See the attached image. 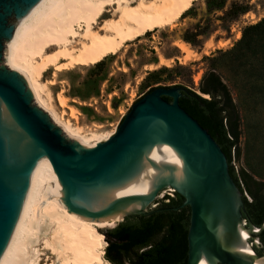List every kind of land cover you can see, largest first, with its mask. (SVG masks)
I'll return each mask as SVG.
<instances>
[{
  "label": "water",
  "instance_id": "95a60500",
  "mask_svg": "<svg viewBox=\"0 0 264 264\" xmlns=\"http://www.w3.org/2000/svg\"><path fill=\"white\" fill-rule=\"evenodd\" d=\"M40 0H0V258L39 160L58 176L64 206L89 221L153 214L174 192L191 209L187 264H264L243 194L225 153L181 106L185 88L158 87L137 101L115 134L90 149L67 137L7 64L18 24ZM171 98L172 102L165 100ZM107 242L115 241L105 229ZM258 249L261 253L255 251Z\"/></svg>",
  "mask_w": 264,
  "mask_h": 264
},
{
  "label": "bare ground",
  "instance_id": "6f19581e",
  "mask_svg": "<svg viewBox=\"0 0 264 264\" xmlns=\"http://www.w3.org/2000/svg\"><path fill=\"white\" fill-rule=\"evenodd\" d=\"M197 1L40 0L16 27L7 46V62L24 77L36 104L55 125L90 149L115 133L82 136V128L63 121L41 99V76L52 68L58 74L98 65L118 55L128 43L174 27ZM176 46L185 59L192 57L187 45ZM58 179L49 159L41 158L0 264H110L104 259L107 243L102 232L116 226L120 217L81 219L62 203ZM38 244H43V250Z\"/></svg>",
  "mask_w": 264,
  "mask_h": 264
},
{
  "label": "rangeland",
  "instance_id": "374dc122",
  "mask_svg": "<svg viewBox=\"0 0 264 264\" xmlns=\"http://www.w3.org/2000/svg\"><path fill=\"white\" fill-rule=\"evenodd\" d=\"M213 3L218 1L195 2L174 27L150 32L98 65L58 74L50 69L40 78L41 99L63 121L82 128V136H89L115 133L133 105L155 88H187L201 95V81L213 68L232 86L233 74L222 54L235 47L246 27L264 19V0H225L222 8H211ZM236 7H246L248 12L231 21ZM177 43L187 45L192 57L185 59ZM162 60L169 65H163ZM263 136L254 132L243 138L241 156L234 165L237 171L245 170L264 182ZM37 248L43 250V244Z\"/></svg>",
  "mask_w": 264,
  "mask_h": 264
},
{
  "label": "trees",
  "instance_id": "16d2710c",
  "mask_svg": "<svg viewBox=\"0 0 264 264\" xmlns=\"http://www.w3.org/2000/svg\"><path fill=\"white\" fill-rule=\"evenodd\" d=\"M209 1H218L211 8H222L225 0ZM246 12V7L234 8L231 21ZM222 58L228 59L225 65L233 74L232 86L224 82L219 69L213 68L201 81V95L185 88L188 94L180 99V106L220 145L230 175L243 194L247 216L261 227L264 182L245 170L237 171L234 160L241 156L243 138L254 132L264 134V19L246 27L241 40ZM165 100L172 102L168 97ZM184 202L177 192L166 195L153 214L128 217L108 231L115 241L108 242L106 260L110 264H187L191 209L183 206ZM258 237L264 249V230ZM255 251L261 253L256 248Z\"/></svg>",
  "mask_w": 264,
  "mask_h": 264
},
{
  "label": "built area",
  "instance_id": "2783aa9c",
  "mask_svg": "<svg viewBox=\"0 0 264 264\" xmlns=\"http://www.w3.org/2000/svg\"><path fill=\"white\" fill-rule=\"evenodd\" d=\"M248 197V196H247ZM249 198V197H248Z\"/></svg>",
  "mask_w": 264,
  "mask_h": 264
}]
</instances>
